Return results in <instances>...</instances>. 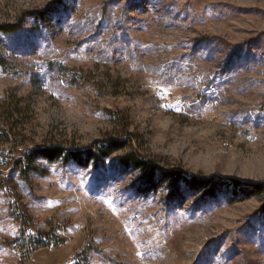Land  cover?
Masks as SVG:
<instances>
[{
    "label": "rangeland",
    "instance_id": "374dc122",
    "mask_svg": "<svg viewBox=\"0 0 264 264\" xmlns=\"http://www.w3.org/2000/svg\"><path fill=\"white\" fill-rule=\"evenodd\" d=\"M19 17L0 32V264H264V0H0V25ZM109 138L129 147L14 167ZM19 221L54 242L25 257Z\"/></svg>",
    "mask_w": 264,
    "mask_h": 264
},
{
    "label": "trees",
    "instance_id": "16d2710c",
    "mask_svg": "<svg viewBox=\"0 0 264 264\" xmlns=\"http://www.w3.org/2000/svg\"><path fill=\"white\" fill-rule=\"evenodd\" d=\"M23 17H19L18 21L13 24H5L0 25V32L4 35L13 34L18 32L23 25ZM0 65H3L2 60H0ZM5 139L7 138L6 134H2ZM132 137H136L133 134L130 135ZM9 141V140H7ZM128 142L126 140H115L113 138H109L104 142L99 143L96 150L85 149L83 152L73 148V151L69 150L67 146H58V145H44V146H32L30 149H25L22 153L21 160L15 163V168L18 167L20 171V175L25 179L30 171L34 169V163L36 160L41 159L49 163H54L59 160H63V162L72 160L78 163L79 166L85 168L87 166V162L89 160L99 161L103 158H108L114 153L124 151L129 147ZM120 164L126 166L128 164H132L137 170H139L142 174L148 177V180L152 181L154 177V171L157 169V166L148 160H144L139 157L135 152H128L123 154L119 158ZM200 183V181H196ZM234 187H238V184L233 182ZM236 185V186H235ZM255 194L260 196L261 200L264 202V183L256 184L253 187ZM24 222L19 221L18 225L20 227L21 236L24 240L26 251L25 257H29L32 252L47 248L51 240L47 243L43 240V237L40 236H29L24 235ZM48 238V236H47ZM54 242V240H53ZM49 243V244H48ZM80 254H75L78 257ZM74 256V257H75ZM82 256V255H81ZM79 264V263H77Z\"/></svg>",
    "mask_w": 264,
    "mask_h": 264
}]
</instances>
